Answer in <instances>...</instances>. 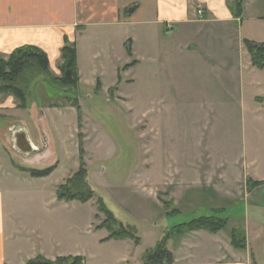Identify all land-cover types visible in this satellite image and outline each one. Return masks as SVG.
Masks as SVG:
<instances>
[{"label":"rangeland","instance_id":"1","mask_svg":"<svg viewBox=\"0 0 264 264\" xmlns=\"http://www.w3.org/2000/svg\"><path fill=\"white\" fill-rule=\"evenodd\" d=\"M208 32L166 39L155 29L138 31L135 44L119 31L96 35L81 50L84 74L78 87L70 90L57 81L62 62L58 71L31 80L25 90L31 111L21 110L10 124L27 128L38 146L48 149L28 157L10 145L6 154H20L15 161L26 167H57L43 178L24 177L9 166L0 172L11 189L31 186L47 193H17L20 203L42 213L44 197L57 194L85 168L95 196L80 204L84 217L97 209L95 227L106 219L96 204L102 197L125 226L135 228L142 253L174 225L201 216L227 219L223 235L228 236L233 230L245 233L253 220L264 225V187L244 196L249 178L264 179V101H258L264 69L241 79L237 46ZM188 40L195 41L191 50L179 47ZM132 60L136 64L118 71ZM40 127L50 133L48 145ZM90 238L86 232L83 242L92 246ZM112 249L100 247L97 257L107 260Z\"/></svg>","mask_w":264,"mask_h":264},{"label":"crops","instance_id":"2","mask_svg":"<svg viewBox=\"0 0 264 264\" xmlns=\"http://www.w3.org/2000/svg\"><path fill=\"white\" fill-rule=\"evenodd\" d=\"M234 1L0 0V59L8 57L20 46L35 45L47 53L50 69L58 71L57 67L62 62L61 50L67 38L76 45L82 82L84 70L81 50H84L85 44L92 43L96 35L111 36L119 31L126 34L125 37L131 35L132 44H135L134 33L138 31L155 29L166 39H175L177 34L179 37L196 31L199 33L209 31L208 33L221 37L223 42L237 46L238 72L241 79L245 80L249 73L255 74V69L258 68L252 65L244 40L264 42V0H245L244 12L240 18H236L230 9V4ZM200 8L205 11V18L202 20L197 17V10ZM193 45L195 41L188 40L179 47L185 46V50H191ZM129 63L119 66L118 71ZM16 100L12 95L0 94V172L9 166L17 174L25 177L29 174L19 167H30L15 161V157H20V154L12 153L15 157L7 156L6 151L10 145L16 147L19 135L25 133L36 151L40 149V153H43L48 148L47 146L40 148L27 128L10 124L20 115L21 110L25 111L18 107L19 103L16 104ZM26 110L31 111V108ZM42 113L45 118L47 111ZM6 121L8 125L10 124L9 128L5 126ZM5 129L10 130L9 135L4 132ZM40 130L48 145L51 141L50 133L46 128L40 127ZM31 155L33 153L28 157ZM1 173L0 264H26L38 255L50 260L82 256L85 264L144 262L145 253L150 248L142 253L140 248L142 243L136 244L132 239L104 240L108 236V231L95 227L97 209L92 210L87 218L80 211V204L87 202L59 201L56 192H51L39 205L41 213L33 207L27 208L26 205H22L17 193L44 195L47 193L31 186L11 189L6 186V178L4 179ZM263 187L264 184L254 187L252 191L245 187L244 196L249 199L255 190ZM253 207L258 205L254 204ZM261 221L253 220L252 226L244 229L246 249L234 247L232 235H223L224 229L217 233L195 230L177 239H171L168 248L174 254V264H264V225ZM99 231L105 233L103 236L94 237ZM86 232L91 237L92 246L88 245V242H83ZM71 240L77 241L79 245ZM204 240L206 243L201 245ZM105 245L113 249L105 256L108 259L103 261L97 257L99 253L96 250Z\"/></svg>","mask_w":264,"mask_h":264},{"label":"trees","instance_id":"3","mask_svg":"<svg viewBox=\"0 0 264 264\" xmlns=\"http://www.w3.org/2000/svg\"><path fill=\"white\" fill-rule=\"evenodd\" d=\"M245 0H235L230 4V9L236 18H240L244 12ZM245 46L251 57L252 65L258 69H264V42L258 43L248 39L244 40ZM131 44H128V50L131 54ZM62 64L59 69L61 77L57 81L71 89L78 87L80 84V75L78 69V54L76 45L65 39V45L61 50ZM136 64L133 61L122 67L125 70L129 66ZM50 71V62L47 53L35 45H23L16 48L8 57L0 59V94L14 96L18 101V107L24 110L28 109L26 104V92L35 77L47 74ZM20 81H27L24 85ZM100 82L97 87L100 88ZM258 101H264V96L259 97ZM74 104L79 108V101L75 99ZM84 151L80 146V158H83ZM81 158V159H82ZM57 166L53 165L45 169L20 168L33 177L43 178L51 175ZM18 168V167H17ZM88 171L80 168L70 178L66 184L59 187L57 198L59 201H81L88 202L94 198L95 193L88 187ZM248 190L264 184V181H254L251 178L247 180ZM99 212L106 216V219L98 225L97 229H107L109 234L104 240L110 239H132L136 244L141 242V238L136 235L135 228L131 225H124L114 213L107 207L106 203L100 197L97 201ZM98 216V214H96ZM227 219L211 216H201L186 223L174 225L166 235L159 240L156 245L148 249L145 253V260L142 264H174V254L169 250L168 243L171 239L182 237L187 233L195 230H206L211 233H217L227 226ZM232 244L238 249H246L245 233L233 230ZM26 264H85L82 256L58 257L50 260L44 256L38 255L36 258L29 260Z\"/></svg>","mask_w":264,"mask_h":264},{"label":"water","instance_id":"4","mask_svg":"<svg viewBox=\"0 0 264 264\" xmlns=\"http://www.w3.org/2000/svg\"><path fill=\"white\" fill-rule=\"evenodd\" d=\"M16 147L25 154H29L33 151V146L28 141L25 133H21V137H18Z\"/></svg>","mask_w":264,"mask_h":264},{"label":"built area","instance_id":"5","mask_svg":"<svg viewBox=\"0 0 264 264\" xmlns=\"http://www.w3.org/2000/svg\"><path fill=\"white\" fill-rule=\"evenodd\" d=\"M198 15H199L200 18H203V16H204L203 11L202 10H198Z\"/></svg>","mask_w":264,"mask_h":264},{"label":"flooded vegetation","instance_id":"6","mask_svg":"<svg viewBox=\"0 0 264 264\" xmlns=\"http://www.w3.org/2000/svg\"><path fill=\"white\" fill-rule=\"evenodd\" d=\"M21 137V135H19V138Z\"/></svg>","mask_w":264,"mask_h":264}]
</instances>
